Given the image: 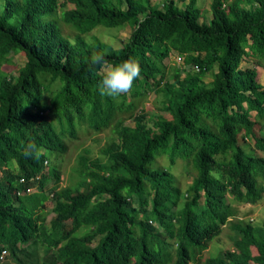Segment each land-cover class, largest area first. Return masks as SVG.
Masks as SVG:
<instances>
[{"label": "trees", "instance_id": "16d2710c", "mask_svg": "<svg viewBox=\"0 0 264 264\" xmlns=\"http://www.w3.org/2000/svg\"><path fill=\"white\" fill-rule=\"evenodd\" d=\"M210 10L206 22L198 0H0V254L40 264L19 255L40 239L57 251L43 264H192L225 226L241 236L203 264H264V221L238 218L234 205L264 198V156L240 142L252 138L264 152V86L256 67H242L253 57L264 68V0H211ZM126 24L133 29L119 47L87 39ZM18 52L26 61L15 76L2 66ZM173 52L191 68L169 77ZM93 53L109 65L138 62L128 94L100 95ZM150 89L170 117L137 112ZM81 124L113 136L97 158L84 149L73 183L53 190L48 226V197L31 189L50 178L58 186L52 158ZM30 142L43 149L39 160L24 155ZM163 155L167 166L157 164ZM178 158L196 172L185 193L171 170Z\"/></svg>", "mask_w": 264, "mask_h": 264}, {"label": "rangeland", "instance_id": "374dc122", "mask_svg": "<svg viewBox=\"0 0 264 264\" xmlns=\"http://www.w3.org/2000/svg\"><path fill=\"white\" fill-rule=\"evenodd\" d=\"M152 1L154 4L159 5H162V3L164 2V0ZM188 1L189 0H176V2H178L181 7H184ZM210 3L211 0H198V5L202 9V21L207 22L211 18L212 12L210 10ZM69 7L72 6L70 5ZM63 29L66 34H70L72 36L75 35V30H73V28L66 24H63ZM132 29V26L129 24H126L123 27L117 29L104 28L100 26L91 31L90 34L87 35V39L98 37L110 43L114 47H119L122 45V43L128 41ZM9 58V63L4 64L2 66V69L9 74L17 76L19 73V69L25 64L26 56L23 52H18L11 53ZM164 63L166 65V71L169 77L174 73L175 68L182 69L183 71L184 69L191 68L190 66H186L183 63L182 59L178 56L177 52H173L168 58L164 60ZM242 67H256L259 72L258 81L264 86V68L260 67L253 57H245L242 61ZM205 80L206 82L211 81L212 76H206ZM163 99V94H161L160 92L158 93L153 89H150L146 92L145 95L141 96L138 99L137 112L143 110V112L146 113L147 118H149L150 114H164L170 117V115L162 109ZM121 115H125V117L127 118V113L124 112ZM252 117L255 118V112H252ZM126 122L134 124L131 117H128L126 119ZM148 122L150 124L152 123V121L149 119ZM257 128H259V126H257ZM77 135L78 136L75 138H66L69 148L64 155L60 156L61 159L57 157L52 158L53 163L60 170V181L58 183V186H56V179L50 178L47 182V186L44 187V190L40 189V184L36 185L37 183L34 184L36 186L32 189L33 192L44 191V194L48 197L45 201V206L41 207L44 210L42 214L44 213V215L46 216L45 222L48 226L50 225V221L53 217V212L51 210L53 206L52 196L55 194L53 190L55 188L59 190L64 186L72 184V169L77 164L76 161L79 157V154L84 149H89L91 157L97 158L101 155V150L110 141V138L113 136V132L111 128L97 131L95 129L93 130L87 124H81L78 127ZM240 142L243 145L244 149H246L248 152L259 156H264V152L255 148L254 140L252 138H249L244 141L242 139V136H240ZM167 158L168 157L166 155L158 157L157 164L160 166H167V163L169 164ZM171 170L177 179V185L181 188L182 192L185 193L186 189L191 184L194 176L196 175L193 166L187 165V161L182 158H178L176 163L171 167ZM234 205L238 211V218L246 221H252L254 223H262L264 221V198L256 204L234 202ZM86 230L87 227H84L80 232H85ZM240 236V232L231 230L229 227L224 226L222 233L216 238H214L212 241H210L208 244V248L198 256V262H194L192 264H203L208 257L216 256L219 253L224 252L228 249H233L234 239L239 238ZM171 241L175 242L174 240ZM172 250L175 253L176 248L173 247ZM56 253L57 251L55 249L49 251L47 245L43 244L42 240L37 239L28 243V245L25 246V250L23 252H20L19 255L24 259H28L29 261H38L40 264H43V262L46 260L51 261L52 259H54L56 257ZM0 264H16V262L9 255L8 252V255L4 260L0 259Z\"/></svg>", "mask_w": 264, "mask_h": 264}, {"label": "clouds", "instance_id": "9594fccd", "mask_svg": "<svg viewBox=\"0 0 264 264\" xmlns=\"http://www.w3.org/2000/svg\"><path fill=\"white\" fill-rule=\"evenodd\" d=\"M88 68L89 70H99V74L102 77L98 84L100 95L114 99L128 94L141 72L140 66L135 60L127 59L117 65H109L103 53H93L88 63ZM42 152L43 149L39 148L34 142L28 143L24 149V155L36 160L40 159ZM47 163L46 161L45 164ZM6 253L4 259L8 255V251Z\"/></svg>", "mask_w": 264, "mask_h": 264}, {"label": "built area", "instance_id": "2783aa9c", "mask_svg": "<svg viewBox=\"0 0 264 264\" xmlns=\"http://www.w3.org/2000/svg\"><path fill=\"white\" fill-rule=\"evenodd\" d=\"M6 252H7V251L4 250V251L1 253V255H0V258H1V259H4L5 255L7 254Z\"/></svg>", "mask_w": 264, "mask_h": 264}]
</instances>
